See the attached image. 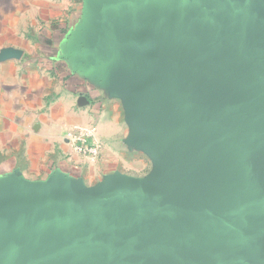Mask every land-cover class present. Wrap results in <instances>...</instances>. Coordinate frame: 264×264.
<instances>
[{"label": "water", "instance_id": "1", "mask_svg": "<svg viewBox=\"0 0 264 264\" xmlns=\"http://www.w3.org/2000/svg\"><path fill=\"white\" fill-rule=\"evenodd\" d=\"M97 13L90 47L154 169L1 179L0 264H264V0Z\"/></svg>", "mask_w": 264, "mask_h": 264}, {"label": "crops", "instance_id": "2", "mask_svg": "<svg viewBox=\"0 0 264 264\" xmlns=\"http://www.w3.org/2000/svg\"><path fill=\"white\" fill-rule=\"evenodd\" d=\"M101 6L0 0V180L62 175L93 188L116 173L146 177L139 166L150 156L133 145L124 98L90 47ZM77 126L95 127L99 158L73 150L67 132Z\"/></svg>", "mask_w": 264, "mask_h": 264}, {"label": "built area", "instance_id": "3", "mask_svg": "<svg viewBox=\"0 0 264 264\" xmlns=\"http://www.w3.org/2000/svg\"><path fill=\"white\" fill-rule=\"evenodd\" d=\"M67 137L76 153L91 159H97L101 156L103 143L97 137L95 127H73L67 132Z\"/></svg>", "mask_w": 264, "mask_h": 264}, {"label": "rangeland", "instance_id": "4", "mask_svg": "<svg viewBox=\"0 0 264 264\" xmlns=\"http://www.w3.org/2000/svg\"><path fill=\"white\" fill-rule=\"evenodd\" d=\"M143 157H144V164L143 165L140 164L139 170L141 171V174L147 176L153 171L154 163H153V160L150 157H148L146 154H143ZM141 166H143V168Z\"/></svg>", "mask_w": 264, "mask_h": 264}]
</instances>
